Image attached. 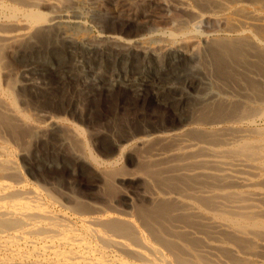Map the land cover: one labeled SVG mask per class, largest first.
I'll use <instances>...</instances> for the list:
<instances>
[{"label": "bare ground", "instance_id": "6f19581e", "mask_svg": "<svg viewBox=\"0 0 264 264\" xmlns=\"http://www.w3.org/2000/svg\"><path fill=\"white\" fill-rule=\"evenodd\" d=\"M89 4L0 0V264H264V0H145L98 35ZM98 64L111 88L184 83L177 121L114 129L109 153L90 134L91 152L29 97L57 69L103 86ZM34 136L68 150L66 184L26 181L13 157ZM79 171L92 189L71 185Z\"/></svg>", "mask_w": 264, "mask_h": 264}, {"label": "rangeland", "instance_id": "374dc122", "mask_svg": "<svg viewBox=\"0 0 264 264\" xmlns=\"http://www.w3.org/2000/svg\"><path fill=\"white\" fill-rule=\"evenodd\" d=\"M89 1L90 6L86 5L83 8L84 11L82 12L86 18L88 17L90 34L98 35L99 30L97 27H99V21H103L104 19L108 18V16H110L112 19L116 20L114 23H109V25L121 26L122 22H117L118 19L116 18L118 16L120 17L119 13H123V15L129 13L134 3H143L145 0ZM147 9L151 13H159V11L154 8L147 7ZM43 12L46 11L43 10ZM96 16H99L100 18H94ZM124 27L127 28V26ZM92 56L95 57L96 53H92ZM13 65L14 66H9L7 69H12V72L16 77L17 74L19 75L22 73V68L16 63H13ZM98 65L93 66L91 69L94 73H97L95 78H103V80H101L103 82V86H89L87 89H85L79 78V75L75 74L76 71L74 70H71L65 74L60 72V69H57V73H51V71H49L48 73L42 74L41 72L42 75L38 74V71L36 72L38 75L34 76L38 77V80L41 82L42 87L44 88L43 90L46 89L45 91H47V93L45 92L46 95L43 96L47 97H42L39 92H34V90L32 92L29 91L31 94L29 97L33 96L34 99L38 101V105L41 108L44 107L45 109H48L57 115H62L63 118L61 119V122L63 125L65 124L67 127L78 125L83 128L84 139L87 144L90 143L88 136L91 134L93 140H95V146L104 153L111 152L114 147L113 139L109 133L114 129H119L120 127H132L140 129L146 126L160 124V122L164 120H167V123L170 124L174 121H177L175 118V113H177L179 110L176 109L177 104L175 101H178V99L181 98L184 93L186 94L185 91H188L185 88L184 83L180 81L181 83L176 84V86L172 88L171 91H168L167 88L164 89V86L161 85L159 86V90L156 93L152 92L153 86L151 84L147 85L142 90H135V88H130V86H127L123 83L111 88L109 85L105 84V81L107 79V75H110V72L113 70V67L105 66L101 68L100 65ZM126 70H128L127 78L129 79H135L142 76V71L137 69V67H134L133 70L132 68H126ZM3 71L1 74L2 76H5V71ZM156 71H158V75L161 73L160 77L164 75V77H168L166 76V72L168 71H166V68L165 71L158 68ZM2 76H0V82L5 80ZM65 77L67 81L64 80ZM195 89H197V84L193 83L189 89V92L194 93L193 91ZM172 102H174V105ZM36 142L37 141L34 136L33 141L31 142L33 145H26V148L24 147V149L21 150V155L23 154L24 157L27 155L25 158L23 156L19 157V155L16 153L13 157L21 167V172L26 181L32 182V177H34L40 181L46 180L50 183H55L56 185H54L57 187L66 184L68 174L70 173L73 165L72 159H70V156L68 155V150L58 147L54 141L48 143L41 142L40 144H38L39 142ZM88 146L92 152L91 146L89 144ZM123 163L124 160H121L120 165ZM82 172L83 171H79L78 175L72 176L71 185L76 187L74 189H92V181L89 180L88 177Z\"/></svg>", "mask_w": 264, "mask_h": 264}]
</instances>
